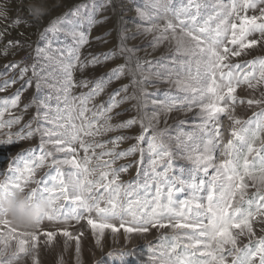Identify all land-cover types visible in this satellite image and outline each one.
<instances>
[{"label": "snow or ice", "instance_id": "obj_1", "mask_svg": "<svg viewBox=\"0 0 264 264\" xmlns=\"http://www.w3.org/2000/svg\"><path fill=\"white\" fill-rule=\"evenodd\" d=\"M112 2L93 0L91 4H81L65 13L46 30L53 38L44 47L36 49L31 65L24 63L21 67L19 62H13L5 66L6 71L9 68L18 69L19 80L23 83L10 97L0 98V131L11 129L22 119L21 116H14L11 109L18 107L21 91L26 90L25 85L32 86L33 78L37 95L24 105L25 112L33 104L36 107V115L25 125L27 133H5L9 138L4 143H14L13 135L17 140H24L39 133L40 145L38 155L35 149L29 150L27 156L21 158L22 166H9L7 171L10 174L0 180V245L4 246L0 248V258H3L0 264H18L29 257L32 264H39L37 249L41 237L46 238L44 245L47 246L57 236V231L43 230V223L67 224L72 220L77 223L86 220L97 245L101 244L106 229L112 233L123 229L125 234H143L150 228L171 229L173 235L164 237L158 254L157 250H152L149 256L151 264H229V256L232 257L231 264H264V236L257 239L254 245H245L242 249L237 247L239 235H256L254 223L259 224L264 232V154H261L264 152V139L261 138L264 134V110L254 114V119L245 121L241 128H232L233 139L224 145L226 158L221 163L216 164L213 156L221 137L218 127L220 116L228 114L234 125L241 123L231 115L237 103L245 102L238 96L237 89L247 86L255 91L264 86V56L243 64L230 60L231 57L249 54L257 46H264V0H215L211 4L188 0L187 5L179 10L170 7L171 0L162 5L165 12H173L176 23L169 20L161 34L155 37L153 46L171 38L175 41L176 53L188 57L187 61L179 62L186 64L194 59L197 67L195 77L189 75L186 80L175 81L179 89L190 95L182 99L168 97L165 101L150 100L143 89L137 95L136 85L140 81L136 79V73L144 69L138 59L134 63V50L127 47L122 36L115 48L91 54L86 63L81 61V48L89 43L92 28L101 22L98 13L106 11ZM209 8L210 12L202 11ZM7 11V7L0 4V18H6ZM136 11L141 17L147 15L141 8ZM69 16L71 19L67 18ZM21 23L16 18L11 21V26ZM145 30L152 31L151 28ZM60 33L70 38L72 43L53 48ZM3 35L0 33V39ZM97 40L103 41L105 37H97ZM16 44L9 42L10 46ZM7 53L6 46L4 55ZM121 57L124 62L100 78L79 81L74 78L77 65L83 72L88 64L98 65ZM30 68L32 77L25 80ZM125 76L129 77L128 84L114 89L107 100L95 102L109 84ZM16 83L18 79L15 76L3 80L0 92ZM44 87L49 89V94L41 98L38 93ZM75 88L87 91L77 95ZM261 95L264 96V93ZM53 100L55 105L51 103ZM131 101H136L131 109L121 108ZM149 103L159 106L165 113L178 108L188 111L193 107L199 108L203 117L199 128L207 132V136L203 139L202 151L193 149L183 157L194 165L187 176L183 168L179 169V175L174 174L176 153L166 144V133L156 127L160 112L147 111ZM246 103L249 107L261 105L264 99L249 98ZM128 111H136L137 115L116 121ZM6 113L9 116L7 120L4 119ZM41 120L49 126L31 127L33 122ZM209 124L213 126L211 131H208ZM137 125L140 132L133 137L117 135L108 140L93 139L92 142L85 139L132 129ZM181 137L189 141L193 139L191 133L177 135V150L187 147ZM130 138L137 143L118 150L119 145ZM257 141H260L259 147L255 146ZM143 143L147 148L141 146ZM76 145L84 152L82 158ZM137 152L141 156L140 164L145 153L150 154V170L141 169L142 182L138 179L135 183H123L120 175L127 172L130 165H113L117 160ZM57 153H63V158H57ZM94 160L96 163L93 166ZM65 165H69L70 169L64 170ZM45 166L53 168L55 174L36 179L37 171ZM210 168L215 173L210 180L198 178L200 172L208 176ZM137 175L139 177L140 173ZM32 184L35 187H30ZM250 187L256 189L251 196L248 195ZM28 188L29 200L46 199L49 209L33 229L24 231L10 223L3 211V201L8 195ZM186 189L191 190L190 198L179 199V194ZM201 191H207V196H200ZM60 234L66 238L65 251L69 241H76L78 258L81 252L80 235L83 234L73 235L67 229ZM227 245L231 247L225 251ZM8 247L15 249L11 256L5 255L4 249ZM58 264H64L62 255ZM121 264H125L123 255Z\"/></svg>", "mask_w": 264, "mask_h": 264}, {"label": "rangeland", "instance_id": "obj_2", "mask_svg": "<svg viewBox=\"0 0 264 264\" xmlns=\"http://www.w3.org/2000/svg\"><path fill=\"white\" fill-rule=\"evenodd\" d=\"M93 0H0V4L5 5L8 9L6 18H0V33H4L3 38L0 39V82L5 79H9L15 76L18 79V83L11 85L4 92H0V98L10 97L18 89L21 88L23 81L19 80V70L7 69L5 66L13 62H19L23 67L22 57L26 53H31V61L27 64L31 65L35 59L36 49L38 47H44L48 40L53 38V35L46 30L50 27L51 23L60 17H64L65 13H69L81 4H91ZM168 0H113L112 4L108 6L107 10L98 13V19L101 21L97 23L89 34V43L81 48V61L87 62L91 59V54L106 52L115 48L120 43L121 36L124 39V43L128 48L134 50V63L138 59L143 66V72L136 73V79L140 81L136 85L137 95H140V90L149 94V99H156L165 101L168 97L183 98L189 96L190 93H185L179 89L175 81L177 79H188L196 76L197 67L194 59L186 64H181L179 61H187L188 57L179 55L175 51V41L169 38L166 41L161 42L157 46L155 44V37L159 36L168 23L171 20L176 23L173 12H165L162 5L167 3ZM201 3H214L215 0H198ZM226 2V0H225ZM33 3H42L44 7L48 9L47 14L40 21H34L29 14V6ZM188 0H171L170 7L173 10H179L181 7L187 5ZM143 9L147 15L141 17L138 15L136 9ZM194 10V9H193ZM204 12H210L211 9H202ZM251 15L252 12L250 11ZM19 18L22 23L16 27L11 26V21ZM71 19V17H67ZM206 18V16H205ZM151 28L152 31H146L145 29ZM43 34V38H42ZM97 37H105V40H97ZM170 37V33H169ZM57 42L53 44V48L64 47L71 44L70 38L66 37L64 33H60L57 38ZM17 42L16 46H10L9 42ZM8 47L7 55H4L5 47ZM258 56H264V46H257L247 55L240 57H231L232 63L243 64L245 61L252 60ZM174 58L175 61L174 62ZM42 62V61H41ZM123 58L109 60L102 64L91 65L84 69L83 72L79 70V65L74 72V78L76 81L81 79H93L100 78L106 72L116 67L118 64L123 63ZM159 62V63H158ZM159 73V75H157ZM32 77L31 68L24 77L25 80ZM129 77L125 76L121 80H114L109 84L104 93L96 98V103H100L107 100L108 94L114 89L120 88L121 84H128ZM26 90L21 91V102L17 108L11 109L14 116H21L22 119L19 123L14 124L11 129H3L0 131V180L5 178V175L10 174L7 170L9 166L15 167L17 164H21V158L27 156L29 150H36V154H39L40 135L35 134L33 137L24 140H17L15 135L12 136L14 143H4L8 140V136L5 133H27L28 129L25 127L36 115V107L33 104L25 112L24 105L28 104L33 96L37 95L35 88V80L33 78V84L31 87L25 85ZM82 91H87L84 88H75L74 93L79 94ZM264 93V86H259L255 91L248 89L247 86H241L237 89L238 96L244 100V103H237L234 111H231L232 117L239 119L240 124L234 125L233 120L229 119L228 114H222L220 116L218 127L221 131V137L218 140V147L213 152L214 162L216 164L221 163L226 157L224 156V145L229 139H233L231 136V130L233 127L239 129L244 126V122L249 119H254V114L264 110V104L248 106L247 99H264L261 95ZM49 94V89L44 87L38 95L43 98ZM131 92L129 93V95ZM55 105V100L51 101ZM136 101L125 103L121 108L131 109L132 105ZM147 111L149 113L153 111L160 112L159 122L156 127L166 133L165 142L170 145L173 151L176 153L173 164L174 174L179 175V169H185V176H187L188 170L192 169L194 165L184 159L183 157L188 152L195 149L197 152L203 150V139L206 138L207 132H202L199 125L203 122V117L200 115L198 107H193L191 111L187 109L179 110L175 109L171 112L165 113L162 108L149 103ZM137 115L136 111H128L124 115L116 118V121L126 120L131 116ZM9 118L6 113L4 119ZM114 121V122H116ZM183 121V123H181ZM79 123V121H77ZM48 127L46 121H39V123L33 122L31 127L37 128L39 125ZM212 124L208 125V131L212 130ZM140 132L139 126H135L132 129L120 130L115 132H109L100 137H86L87 142L95 140H108L117 135H127L133 137ZM191 133L193 139H184L186 148L177 150L175 148V137L180 133ZM151 135V131L149 132ZM264 139V134L261 136ZM135 139H127L119 145L118 150L126 149L129 146L136 144ZM260 141L256 142V147H259ZM142 147L147 148L146 143L141 144ZM49 148L51 146H48ZM78 149V155L80 158L84 156V152L79 149V145H76ZM109 148L112 145H108ZM97 152L100 149H96ZM261 154H264L262 152ZM63 153H57V158H63ZM105 159H108L105 157ZM150 154L145 153L143 163H138L141 160L140 153L137 152L134 155L121 158L116 161L113 167L120 165H130L127 172H123L120 175L121 182H133L138 179L143 181V170H150L149 164ZM251 159V157H250ZM51 162L49 158L48 163ZM95 165V160L92 162ZM22 166V164H21ZM70 166L65 165L64 170H69ZM138 172L140 173L138 177ZM46 174H55L53 168L45 166L37 171L36 179L46 178ZM214 169H209L208 176H204L203 172L198 173V178L203 177L206 181L210 180L214 175ZM30 187H35L34 184ZM256 191L255 188H249L248 195L251 196ZM202 197L207 196V191L199 192ZM191 196V190L186 189L183 193L179 194V199H187ZM119 227V225H116ZM127 226V225H126ZM43 230L57 231V236L54 241L45 246L44 240L46 238L41 237L38 244L37 255L39 264H58L60 256H63L64 264H121V256L123 255L125 264H151L149 256L152 254V250H157V254L160 250V245L163 243L164 237H171L173 232L169 228H150L149 232L143 234L131 233L125 234L123 229H120L117 233H112L110 229L105 230V235L102 238L100 245L95 242V235L91 226L87 224L86 220H82L79 223L72 220L67 224L59 222H47L42 225ZM64 229L72 232L73 235H80L81 252L77 258L75 252L76 241H69V247L67 251L64 248L65 237L60 232ZM255 236L250 237L247 234L239 235L237 237V247L243 248L245 245H254L255 241L261 236H264V232L260 230L259 224L254 223ZM231 247L227 245V248ZM111 253V255H109ZM3 259V258H0ZM232 257H228V262L231 264ZM18 264H32L31 258H27L18 262Z\"/></svg>", "mask_w": 264, "mask_h": 264}, {"label": "clouds", "instance_id": "obj_3", "mask_svg": "<svg viewBox=\"0 0 264 264\" xmlns=\"http://www.w3.org/2000/svg\"><path fill=\"white\" fill-rule=\"evenodd\" d=\"M28 11L33 20L38 22L47 14L48 9L42 3H33L29 6ZM29 191L30 188L25 191H16L8 195L3 201V211L10 223L24 231L33 229L49 209L46 199L29 200ZM3 247V245H0V248ZM14 251L13 247L4 249L6 256H11Z\"/></svg>", "mask_w": 264, "mask_h": 264}, {"label": "built area", "instance_id": "obj_4", "mask_svg": "<svg viewBox=\"0 0 264 264\" xmlns=\"http://www.w3.org/2000/svg\"><path fill=\"white\" fill-rule=\"evenodd\" d=\"M32 54L31 53H26L22 57V63H29L31 61Z\"/></svg>", "mask_w": 264, "mask_h": 264}]
</instances>
